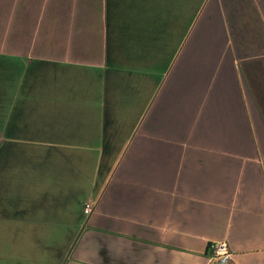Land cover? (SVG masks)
<instances>
[{
  "label": "crops",
  "instance_id": "crops-1",
  "mask_svg": "<svg viewBox=\"0 0 264 264\" xmlns=\"http://www.w3.org/2000/svg\"><path fill=\"white\" fill-rule=\"evenodd\" d=\"M193 3L0 0L4 193L93 202L58 264H264V0Z\"/></svg>",
  "mask_w": 264,
  "mask_h": 264
},
{
  "label": "rangeland",
  "instance_id": "rangeland-1",
  "mask_svg": "<svg viewBox=\"0 0 264 264\" xmlns=\"http://www.w3.org/2000/svg\"><path fill=\"white\" fill-rule=\"evenodd\" d=\"M187 1V0H186ZM206 0H194L193 6L196 8L199 3L203 7ZM192 5V4H191ZM182 35H170V43H178ZM4 76H6L4 74ZM19 77L9 78L4 81V93L1 90L0 78V132L4 129V119L13 105L14 95L17 93ZM107 153V145L105 152ZM110 153V152H109ZM105 162H98V172ZM13 167V160L8 163L4 159V138L0 136V264H58L63 252L68 245V239L72 237L76 230V224L84 219L83 201L87 197V191L83 187L74 193H40V194H14L4 193V172L7 173ZM95 181V179H94ZM49 190L66 189L60 187H50ZM55 203L61 206H70L66 210V215H57L54 218L65 217L69 222L67 225H47L34 227L18 226L13 220L21 214L29 215L31 211L22 213V208H41L42 221L48 217V209ZM32 205V206H31ZM7 218H10L8 220ZM30 229L29 232L20 234L23 230ZM41 235V239L37 237ZM24 256H19V254ZM21 260V261H20Z\"/></svg>",
  "mask_w": 264,
  "mask_h": 264
},
{
  "label": "built area",
  "instance_id": "built-area-1",
  "mask_svg": "<svg viewBox=\"0 0 264 264\" xmlns=\"http://www.w3.org/2000/svg\"><path fill=\"white\" fill-rule=\"evenodd\" d=\"M92 208H93V202L91 200H88L84 204L83 211H84L85 214H89L92 211ZM209 249H210V256L213 259L229 255L228 246H227V244L224 241L212 242L209 245Z\"/></svg>",
  "mask_w": 264,
  "mask_h": 264
}]
</instances>
